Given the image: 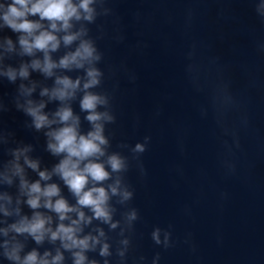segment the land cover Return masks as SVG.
I'll use <instances>...</instances> for the list:
<instances>
[{
	"label": "clouds",
	"instance_id": "9594fccd",
	"mask_svg": "<svg viewBox=\"0 0 264 264\" xmlns=\"http://www.w3.org/2000/svg\"><path fill=\"white\" fill-rule=\"evenodd\" d=\"M106 0H5L0 2V28L11 29L18 33V43L23 55L34 56L37 52L43 53V59H33L29 64H21L19 70L8 67L3 73L9 81L14 82L17 76L27 79L29 67L38 70L47 77L55 75V69H84L86 80L83 83V96L80 100V109L86 113L84 119L90 125L89 130H81V119L74 115L71 106H61L55 110L49 118V114L43 110L46 107L44 101L35 103L27 101L25 113L32 118L36 130L47 128L45 135L48 137L47 150L51 155L60 157L51 171L40 170V162L31 159L26 153L29 148H17L13 150V160L5 166V171L0 173L3 183L11 186L12 177L19 178L20 196L26 197L23 201L16 199V207L9 208L12 204V196L8 192L0 194V223L6 227H0V234L6 239L0 243L4 257L13 264H64L65 252L71 254V264H101L95 258H89L87 253L95 252L97 245L99 257L107 258L113 255L111 245L101 241L105 237L103 229H96L98 235L84 233L85 226L91 225L93 220L102 221L116 229L119 220L114 221V213L118 211L116 205L127 207L133 199L134 191L126 182L125 174L129 170V157L120 151H112L111 140L106 135V126L115 123V115L108 108V97L94 93L90 89L100 85L102 72L93 66L101 60V53L95 41L89 36L90 29L87 25L96 23L100 16H108L111 9L105 6ZM256 14L264 22V3H257ZM38 17V19H32ZM46 22V23H45ZM8 50H13L11 38H5ZM61 44L68 49L76 45L74 50L67 51L58 61H54L50 55L60 49ZM264 50V44L260 45ZM87 65V67H85ZM55 86L49 90L44 88L41 96H48L49 100L61 102L73 98L81 88V79H72L67 75L56 76ZM21 90L31 95L34 86ZM56 125V127H53ZM150 137L145 136L143 142H137L129 151L133 159H138L143 154L150 142ZM120 148H129L121 144ZM23 157V163H21ZM26 168L36 172L38 179L29 182L26 178ZM53 175L59 177L69 192L75 198V204L61 194L60 186L51 181ZM115 198V199H114ZM26 204L31 210V215L23 214L21 204ZM41 209L46 211H41ZM87 209L91 215L84 211ZM56 215L55 227L53 216ZM75 214V218L73 215ZM124 220L129 228L134 229V222L139 219L135 208H128L122 212ZM17 217L8 223V218ZM171 226H169V229ZM169 229L155 227L151 232V239L157 246L167 249L172 246V233ZM11 235L10 239L8 238ZM123 230L121 231V235ZM18 236L31 237L37 245L42 244L45 238L50 243L60 242V247L45 250L42 254L37 248L24 252L25 244L17 240ZM163 237V238H161ZM124 248H117L116 255L121 264L125 260V252L129 245L127 238L120 240ZM63 249V251H62ZM24 252L23 255L21 253ZM140 261L144 260L141 256ZM159 253L152 260V264H158ZM103 264H109L108 259Z\"/></svg>",
	"mask_w": 264,
	"mask_h": 264
}]
</instances>
